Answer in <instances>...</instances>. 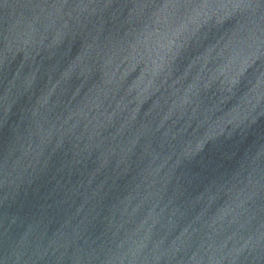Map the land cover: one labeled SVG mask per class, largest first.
I'll list each match as a JSON object with an SVG mask.
<instances>
[{
    "label": "water",
    "instance_id": "water-1",
    "mask_svg": "<svg viewBox=\"0 0 264 264\" xmlns=\"http://www.w3.org/2000/svg\"><path fill=\"white\" fill-rule=\"evenodd\" d=\"M0 264H264V0H0Z\"/></svg>",
    "mask_w": 264,
    "mask_h": 264
}]
</instances>
